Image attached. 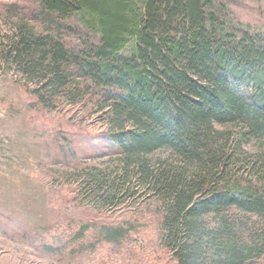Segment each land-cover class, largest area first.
<instances>
[{"label":"trees","instance_id":"trees-1","mask_svg":"<svg viewBox=\"0 0 264 264\" xmlns=\"http://www.w3.org/2000/svg\"><path fill=\"white\" fill-rule=\"evenodd\" d=\"M41 1L63 17L82 13L101 43L79 57L49 34L26 31L13 51L51 88L65 83L62 65L73 59L110 89L107 137L162 195L177 263L264 264V246L245 241L246 225L225 214L264 213V192L224 178L231 149L247 158L244 143L264 142V38L228 29L208 0ZM228 124L240 126L236 137ZM164 148L180 163L147 158ZM212 214L218 226L208 223Z\"/></svg>","mask_w":264,"mask_h":264},{"label":"rangeland","instance_id":"rangeland-1","mask_svg":"<svg viewBox=\"0 0 264 264\" xmlns=\"http://www.w3.org/2000/svg\"><path fill=\"white\" fill-rule=\"evenodd\" d=\"M208 2L228 29L264 38V0ZM87 21L78 11L63 17L41 0H0V264H178L164 236L162 195L140 181L107 137L110 89L80 74L73 59L62 65L70 74L65 83L51 88L13 51L31 31L85 56L101 43ZM223 129L236 137L240 126ZM243 149L247 158L229 151L224 178L264 192V142L251 139ZM147 158L181 160L165 148ZM225 214L246 225L245 241L264 246V213ZM220 219L207 221L218 226Z\"/></svg>","mask_w":264,"mask_h":264}]
</instances>
